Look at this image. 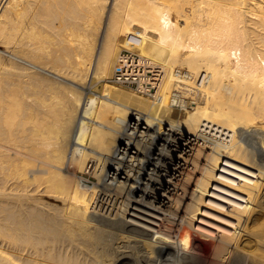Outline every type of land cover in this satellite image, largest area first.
<instances>
[{"label": "bare ground", "instance_id": "obj_1", "mask_svg": "<svg viewBox=\"0 0 264 264\" xmlns=\"http://www.w3.org/2000/svg\"><path fill=\"white\" fill-rule=\"evenodd\" d=\"M132 32L152 96L110 80ZM204 246L264 264V0H0V264Z\"/></svg>", "mask_w": 264, "mask_h": 264}, {"label": "built area", "instance_id": "obj_2", "mask_svg": "<svg viewBox=\"0 0 264 264\" xmlns=\"http://www.w3.org/2000/svg\"><path fill=\"white\" fill-rule=\"evenodd\" d=\"M141 39L142 36L136 32L125 36L126 45L117 57L110 80L115 84L152 96L158 90L164 73L162 67L152 58L141 54L138 49L134 48ZM175 106L182 109L179 105ZM227 139L225 134L222 140L225 142Z\"/></svg>", "mask_w": 264, "mask_h": 264}, {"label": "rangeland", "instance_id": "obj_3", "mask_svg": "<svg viewBox=\"0 0 264 264\" xmlns=\"http://www.w3.org/2000/svg\"><path fill=\"white\" fill-rule=\"evenodd\" d=\"M101 83L102 82H95L94 84H93V90L96 92H98V89L96 88L97 86L99 87V88H101ZM95 87V88H94ZM180 109V110H179ZM176 110H177V112H178V116L180 117V116H183L184 115V113H185V111L184 110H182L180 107H176ZM190 140H187V142H189ZM200 249L198 250V255H199V258H200V260L202 261V262H205V264H207L208 262H210V261H208V260H212V258H213V260L212 261H218L217 259V257H216V255H214L213 256V254L211 255V252H212V249L211 248H209V247H199ZM212 256V257H211ZM235 261V262H234ZM234 261H232V264H238L239 263V261L238 260H234Z\"/></svg>", "mask_w": 264, "mask_h": 264}]
</instances>
